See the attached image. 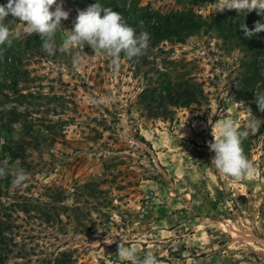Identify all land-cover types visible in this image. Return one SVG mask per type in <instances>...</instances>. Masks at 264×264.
<instances>
[{"label":"rangeland","instance_id":"374dc122","mask_svg":"<svg viewBox=\"0 0 264 264\" xmlns=\"http://www.w3.org/2000/svg\"><path fill=\"white\" fill-rule=\"evenodd\" d=\"M140 5L192 9L209 20L222 13L218 0ZM87 6L86 0H64L69 16L61 21L58 42ZM5 19L11 32L19 31L18 18ZM246 54L204 27L184 41L163 40L148 63L123 54L116 66L81 44L53 56L42 45L26 49L15 76L0 66L3 94H33L15 103L27 115L13 133L26 158L12 161L10 169L8 158L1 161L28 176L20 186H0V204L12 218L3 264H130L119 259L122 241L137 249L138 258L152 252L157 264H264V116L251 112V99H242ZM73 55L82 64L74 66ZM166 68L199 82L205 97L155 117L140 93L150 82L157 85ZM255 116L261 126L253 133L246 125ZM225 119L248 131L241 147L252 169L240 179L221 176L211 164L212 126ZM219 193L223 203L215 210Z\"/></svg>","mask_w":264,"mask_h":264},{"label":"trees","instance_id":"16d2710c","mask_svg":"<svg viewBox=\"0 0 264 264\" xmlns=\"http://www.w3.org/2000/svg\"><path fill=\"white\" fill-rule=\"evenodd\" d=\"M200 3L213 0H198ZM88 6L96 0H86ZM99 2L120 13L124 21L135 29L137 34L142 31L150 33V42L145 54L132 59L148 63V57L152 54V49L156 48L163 40L184 41L187 37L200 32L207 27L215 30L228 42L235 43L242 47L248 54L244 62L245 71L242 79L243 98L251 99L250 110L253 114L264 116L255 102L257 93H264V31L254 35L252 38L244 36L240 28L241 23H246L249 28L254 27L256 21L264 23V16L257 15L256 11L248 13L246 16L238 14L236 10H225L221 14L214 16L210 20L196 14L192 9L171 10L162 12L152 8L150 5H140V0H99ZM43 41L38 34L27 37L25 40L13 38L11 46H0V66L6 71H11L14 75V68L17 71L23 63V52L33 50L42 45ZM123 55V53H121ZM184 73L173 75L168 68L159 73L157 85L151 82L140 93V102L146 103L150 114L168 116L174 112L173 108L190 107L198 104L205 97L202 85L193 78H185ZM14 94L20 93L18 81L10 80ZM5 86L0 84V137H3L0 147V162L9 159V169L12 161L17 159L25 160L26 149L24 143L13 136L16 124L25 121L24 111L19 109L15 103H24L27 98L32 97V92L20 93L17 98H12L9 94H3ZM12 102L11 107L7 104ZM27 116V115H26ZM264 131V127L261 129ZM13 176L9 174L0 177V186L4 183L10 185ZM223 196L218 194V202L214 203L215 210L223 203ZM240 201L247 202L244 194L239 196ZM2 203V202H0ZM3 204H0V264L8 259L10 248V236L12 218L3 212ZM21 209L29 212L27 202H22ZM221 211V210H220ZM220 215L222 212H219ZM56 264H60L58 261Z\"/></svg>","mask_w":264,"mask_h":264},{"label":"clouds","instance_id":"9594fccd","mask_svg":"<svg viewBox=\"0 0 264 264\" xmlns=\"http://www.w3.org/2000/svg\"><path fill=\"white\" fill-rule=\"evenodd\" d=\"M63 3L64 0H7L6 4H0V46H11L13 38L20 39L38 34L43 41L42 49L49 56L55 55L57 51L70 53L73 48L87 44L95 53L102 52L112 58L116 66L121 53L132 59L145 54L148 49L150 33L142 31L137 34L120 13L103 6L99 0L83 10H78L72 29L67 30L66 37L58 42L57 34L64 30L61 21L69 16V12L63 8ZM216 9L221 12L234 9L243 16L255 10L257 15L264 16V0H218ZM9 14L13 20L18 18L21 25L15 33L11 32L5 23ZM240 28L245 37L252 38L264 31V23L256 21L252 28L246 23H241ZM82 62V57L73 55L74 66H79ZM255 102L259 109L264 111V93L256 92ZM260 126L261 120L256 116L250 118L246 125L253 133L257 132ZM212 134L214 139L209 142V148L214 152L211 164L218 174L240 179L249 173L252 164L241 147L242 138L248 135V131H241L232 119H225L215 127L212 126ZM8 174L7 163L0 162V177ZM11 175L12 183L16 186H20L28 178L22 169L11 172ZM125 242L122 241L118 245L117 253L121 261L130 264H157V257L152 252L138 258L137 249L126 246Z\"/></svg>","mask_w":264,"mask_h":264}]
</instances>
